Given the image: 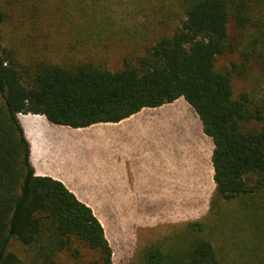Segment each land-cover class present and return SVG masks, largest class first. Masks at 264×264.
I'll list each match as a JSON object with an SVG mask.
<instances>
[{
    "label": "trees",
    "instance_id": "1",
    "mask_svg": "<svg viewBox=\"0 0 264 264\" xmlns=\"http://www.w3.org/2000/svg\"><path fill=\"white\" fill-rule=\"evenodd\" d=\"M99 1L0 0V264H59L63 252L76 264L82 249L95 256L91 264H113L92 210L59 181L35 176L19 114L78 129L119 122L180 98L194 109L214 144L209 216L219 202L238 205L243 214L234 217V224L249 221L251 246L240 240L233 263L264 264V109L247 93L235 98L232 88L233 78L253 66L264 76V0H117L116 7L125 5L138 17V27L126 38L138 35L142 41V53L125 56L119 71L105 64L107 45L97 54L91 51L103 44L115 23L108 14L112 6ZM8 2L18 11V25L33 23L37 34L39 23L54 15L49 4L58 20H76L74 59L41 58L7 39ZM67 8L71 17L64 13ZM228 53H238L240 61L217 70V59ZM213 222L186 225L187 237L174 241L171 253L148 248L146 264H225L202 235ZM241 230L245 233L233 228V235ZM223 234H218L222 248L231 249ZM12 240L29 250L28 261L9 250Z\"/></svg>",
    "mask_w": 264,
    "mask_h": 264
},
{
    "label": "crops",
    "instance_id": "2",
    "mask_svg": "<svg viewBox=\"0 0 264 264\" xmlns=\"http://www.w3.org/2000/svg\"><path fill=\"white\" fill-rule=\"evenodd\" d=\"M170 110L183 114L197 130L194 147L180 146L178 154L174 130L169 133L167 122L155 118L161 112L167 116ZM18 120L35 176L62 183L101 225L100 215L106 217L116 208L156 209V221L186 225L204 221L210 214L214 144L183 98L144 108L119 122L78 129L49 124L41 115L19 114ZM192 151L200 159L194 155V164ZM191 206L189 217L185 209ZM161 209L169 212L162 214Z\"/></svg>",
    "mask_w": 264,
    "mask_h": 264
},
{
    "label": "rangeland",
    "instance_id": "3",
    "mask_svg": "<svg viewBox=\"0 0 264 264\" xmlns=\"http://www.w3.org/2000/svg\"><path fill=\"white\" fill-rule=\"evenodd\" d=\"M46 1L49 3L53 2V0ZM99 2L112 6L113 12L108 14L112 16L115 23L112 25L107 39H101L100 43L103 44L95 46L91 51L92 54H97L101 52L103 45H107L108 57L105 64L109 70L119 71L122 69V60L125 56L132 58L135 57L132 55H140L142 53V47L139 46L142 41H137L139 40L138 35L126 38L133 34L136 27H138V17L133 16L131 14L132 9L126 8L125 5L116 7L115 3L117 0H100ZM45 6H47V4H45ZM5 7L11 16L9 25L3 29L4 35L7 39L11 40L14 45L19 46V49L24 52H31L35 56L54 61L74 59L72 57L77 53L76 51H78V48L73 46L75 42L73 41L74 34L78 28L76 20H74V22L71 21V18L69 21L58 20L55 7L53 4H49V13L54 15L51 16L50 21L44 20L39 23L41 32L37 34L33 23H26L25 27L18 25V18L16 16L18 11L15 9L13 3L8 2ZM46 11L48 12L47 8ZM64 13H70V17L73 15L70 8H67ZM229 33L231 37H236V32L232 23L229 24ZM33 39L36 41V44L33 43ZM150 40L151 37L145 42L150 44ZM72 46L74 49H71ZM129 53H132V55ZM95 58H97V56H95ZM239 61L240 58L238 53H228L217 59L216 69L224 70L229 67L231 62L238 63ZM251 70L252 71L247 74L233 78L232 88L234 97L238 98L242 93H247L260 108L264 109V76L255 66H253ZM161 114L157 113L155 118L158 120H165L169 133L174 130L176 134V148L174 153L178 154L181 147L185 149L187 147L193 148L196 143L195 132H197L194 125L187 122V118L179 112L172 113L170 110L167 116H163L164 113L162 112ZM253 126V123H251L248 127L251 128ZM179 137H181V140H179ZM82 138L86 137L83 136ZM82 140L86 143V139ZM194 155L195 158L200 161L198 155H196V151H192L191 164L195 163ZM191 203L193 204L194 201H191ZM235 205L232 203L219 202L217 204V209L213 210V215L209 216L210 220L208 217L205 219L206 223H209L211 218H213L214 222L210 225H206L205 230L202 232V235L214 246L217 255L224 257L225 264H235L233 262L238 256V250L242 246V243H239L240 240L245 244L249 242L246 247L251 246L249 241L251 230L250 228L248 229V225L246 224H249V221H246L245 224L237 221L234 224V217L243 214L238 205ZM192 208L194 207L191 206V208L185 209L189 217ZM161 211L162 214H167L169 212L168 209H161ZM99 218L102 222L105 237L112 249L113 264H146L144 254L148 248L158 247L171 253L174 249L172 248L174 241L178 243L187 237L186 234H188L186 230L187 223H162V218L156 221V209L116 208L112 209L108 216L104 217V215H100ZM164 218L170 221L169 216H164ZM200 220H203V218ZM233 228L236 230L243 229L245 233L241 230L237 235H233ZM220 232L225 233L223 236H228L226 241L228 244L233 245L231 249L228 247L222 248L218 235ZM9 250L17 254L25 262L28 261L29 250L20 245L17 241H11ZM94 260L95 256L93 253L82 249L81 257L76 264H82L84 262L86 264H91ZM58 262L59 264H75L76 261L70 256V253L63 252L59 255Z\"/></svg>",
    "mask_w": 264,
    "mask_h": 264
}]
</instances>
